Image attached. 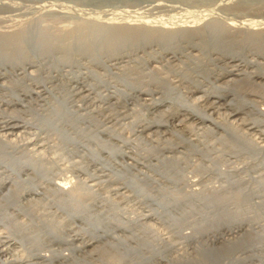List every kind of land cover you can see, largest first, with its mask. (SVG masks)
<instances>
[{
	"label": "rangeland",
	"instance_id": "1",
	"mask_svg": "<svg viewBox=\"0 0 264 264\" xmlns=\"http://www.w3.org/2000/svg\"><path fill=\"white\" fill-rule=\"evenodd\" d=\"M9 1L0 5V39L7 36L8 44L2 40L5 50L18 49L19 54L9 51L17 63L28 57L35 63L31 74L0 79L13 85L12 93L0 90L2 100H12L14 93L22 100L0 105V117L12 120L16 115L27 123L1 143L0 235L9 234L14 245L0 236V264H22L19 260L32 264H157L161 258L171 264H235L236 260L237 264H264V140L259 142L257 133H264V84L243 80L211 84L213 75L224 67L210 62L207 51L152 63L165 43L147 49L141 46L144 39L137 37V28L122 29L119 38L104 28L136 26V11L130 7L102 12L100 6L91 7L86 1ZM237 6L234 15L248 10ZM179 7L146 11L139 18H157L167 31L183 28L180 33L171 31L175 40L170 46L178 48L195 28L203 34L201 24L218 17L215 13L209 14L213 18L204 16L197 8L186 10L182 4ZM260 7L264 14V4ZM246 12L255 20H264L257 10ZM34 26L41 31L38 52L25 38ZM225 27L229 33L236 30ZM262 27L254 24L250 31L261 33ZM242 36L239 32L238 39ZM193 42L203 46L199 39ZM259 46L253 47L264 50V42ZM119 56L123 60L116 67L106 66ZM262 56L248 57L257 64L247 71L264 69ZM78 75L94 87L87 100L73 88L71 81ZM134 87L149 88L155 95L136 98ZM195 88L201 91L192 95ZM213 94L228 95L238 115L229 116L231 109L210 110L204 99ZM190 107L204 121L170 118L176 108ZM18 120L14 122L21 124ZM146 123L165 126L140 133ZM11 184L25 191L13 198L5 195ZM216 196L223 198L227 214L251 224L245 232L225 237L232 241L229 250L205 236L215 235L218 223L231 225L230 220L219 221L222 212L209 202ZM74 236L78 239L72 241ZM80 238L92 244L81 248Z\"/></svg>",
	"mask_w": 264,
	"mask_h": 264
},
{
	"label": "bare ground",
	"instance_id": "2",
	"mask_svg": "<svg viewBox=\"0 0 264 264\" xmlns=\"http://www.w3.org/2000/svg\"><path fill=\"white\" fill-rule=\"evenodd\" d=\"M76 1H86L91 7H96V6H100L102 8V12L105 11V10H112L111 12H114V9L115 7H130L132 9H135L136 11V23L134 25L136 26H131V25H125V26H119V25H113V24H109L110 26H104V28H110V30H108V34L112 32H115L117 34V37L118 35H123V32L122 29H126L127 28L129 29L127 32H130V30H133V29H136L137 28V37L140 36V38L144 39L143 40V43L141 44V46L144 48L146 47L147 49L149 47H152V46H156L155 44L159 43V42H162V43H165L166 46L164 48L163 51H160L159 50V54L158 56L154 57L153 60L151 59V62L154 63V62H159V61H162L163 60H176L178 58H181L183 56H189L192 54L193 51H207V53L209 54V61L210 62H214V63H218V64H221L224 68L223 70L220 72V73H215L213 75L214 77V81H212L211 84L214 85V83H218L220 86L221 84H227L229 82H233V81H240V80H243L247 83H251V84H255V83H259L261 82V84L263 83L264 84V69H262L261 67V70L260 71H254V72H249L247 71V69L249 67H251L252 65H256L257 62H254L252 60H249L248 57H252V56H262V58H264V52H261L259 50H257L255 47L257 46H261L262 45V42H264V34H261V33H264V29L263 31L260 32H256V31H250V28L252 27L253 29V25L254 24H257V26L259 28H263L262 26H264V20L263 19H258L256 16V20L255 18L253 19L249 14L248 12L246 11H249L251 12L252 9L253 10H257L259 12V14L262 12L263 13V8L260 7L261 4H264V0H76ZM8 2L10 3V1L8 0ZM4 3H6V0H0V5H4ZM184 5L185 6V9L186 7L188 8H191L195 10V8H197V10L201 13H204L203 15H209L210 13H215V15L217 14V16L219 17L220 16V20L218 19V17L214 19H211L209 20L208 18V21L206 23H203V25L201 24V27L202 28V33H200V28L197 29L195 28L194 30L196 31L195 33H190L188 34L187 37H185L184 39V44L180 45L178 48L176 47H173V46H170V44L174 43V38H171V31L172 30H176L177 33H180L183 31V28H174V29H168L167 30H164L165 26H164V23L163 22H160V21H157V18L155 20H149V19H142V18H139V16H141V13H146V11H149V12H153L155 10H161V9H165V10H179L181 9L179 7V5ZM239 4V5H238ZM257 4H260L257 6ZM115 5H120V6H115ZM245 6L246 8H248V10H245V12H242L240 11L238 14L234 15L235 11H234V7L236 6ZM5 6V5H4ZM237 6V7H238ZM114 7V8H112ZM32 8V7H31ZM112 8V9H110ZM42 9V8H41ZM183 9V7H182ZM259 9V10H258ZM84 10V9H83ZM184 10V9H183ZM187 10V9H186ZM189 10V9H188ZM195 10V11H197ZM251 10V11H250ZM90 11V10H88ZM98 11V10H97ZM233 11V12H232ZM186 12V11H185ZM190 12V11H188ZM219 12L221 14H223L224 16H221L219 14ZM256 12V11H255ZM160 13V12H159ZM158 13V14H159ZM198 13V12H197ZM234 13V14H233ZM236 13H237V10H236ZM261 13V16L263 18V15ZM140 14V15H139ZM252 14V12H251ZM257 14V13H255ZM109 15V14H108ZM151 15V14H150ZM155 16V14H152ZM202 15V16H203ZM213 16V14H211ZM209 15V16H211ZM231 16H236L235 18H232L230 17ZM258 15V14H257ZM2 16V15H1ZM149 16V15H148ZM187 16V15H186ZM208 16V17H209ZM211 16V17H212ZM260 15H258L259 17ZM104 17V16H103ZM214 17V16H213ZM212 17V18H213ZM210 18V17H209ZM107 19V18H106ZM105 19V21H106ZM205 19V20H206ZM249 23H246V24H242L244 22V20H250ZM258 19V20H257ZM108 20V19H107ZM159 20V19H158ZM204 20V18H202V21ZM34 21V20H33ZM129 21V20H128ZM237 24H240V25H237ZM30 23V22H29ZM33 24V23H32ZM101 24V23H100ZM251 24H253L251 26ZM107 25V24H106ZM225 25H230L232 27H235L236 30H234V32H230L226 29ZM100 25H96V27H98ZM95 27V28H96ZM112 27V28H111ZM177 27V26H176ZM200 27V26H199ZM240 28H245L246 30H240ZM251 29V30H252ZM258 29V28H257ZM97 30V29H96ZM262 30V29H261ZM22 31V30H21ZM135 31V30H134ZM197 31L199 34H197ZM40 29L38 26H34L33 28H29V31L27 30L26 32V37L27 38L26 40H29L27 43L30 42L33 50L35 52H38V49L40 47ZM106 32V33H107ZM235 32L237 34H235ZM241 32L243 34V36L241 37V39L239 38L238 39V33ZM3 33V32H2ZM1 33V34H2ZM5 33V32H4ZM122 33V34H121ZM7 34V33H6ZM21 35V33H19ZM94 34V33H93ZM4 35V34H3ZM15 35V34H14ZM25 35V34H23ZM43 35V34H42ZM2 36V35H1ZM6 36V35H5ZM11 36V34H10ZM8 36V37H10ZM13 36V35H12ZM11 36V37H12ZM98 36V35H97ZM107 36V35H106ZM113 36V34H112ZM3 37V36H2ZM1 37V38H2ZM126 37V36H125ZM240 37V36H239ZM263 37V38H262ZM16 38V37H15ZM18 38H19V35H18ZM16 38V39H18ZM21 38V36H20ZM92 38V37H91ZM119 38V37H118ZM139 38V39H140ZM7 39V36L6 38L4 39H0L1 42L2 40H4L3 42H5ZM42 39V38H41ZM149 41H148V40ZM196 39H199L200 41H203V46L202 44L200 45L199 43H195L193 42V40L196 41ZM11 38H10V41L8 39L9 42H11ZM21 40V39H20ZM93 40L96 42L97 38L93 37ZM14 41V39H13ZM19 41V40H17ZM98 41V40H97ZM262 41V42H261ZM2 42V43H3ZM18 43V42H17ZM204 43H205V46H204ZM1 44V43H0ZM5 44H8L5 42ZM94 44V43H93ZM161 44V43H160ZM10 45V44H9ZM18 45V44H17ZM16 45V46H17ZM21 45V44H20ZM95 45V44H94ZM158 45V44H157ZM168 45V46H167ZM174 45V44H173ZM207 45V46H206ZM255 45V47H253ZM7 46V45H6ZM6 46H4V43L0 45V79H10L12 78V76H16V75H19V74H23V75H26V74H31V68L34 66V63L35 61L32 60V59H28L26 58V61L23 60L21 63H17L16 60V57L13 55L14 53L16 54H19V51L17 48H15L14 52L12 51V48H10L9 50L5 48H7ZM259 46V47H260ZM15 47V45H14ZM18 47V46H17ZM138 48H140L139 46H136ZM142 47H141V50H142ZM258 47V49H259ZM135 48V47H134ZM176 48V49H175ZM206 48V50L204 49ZM262 48V47H261ZM21 49V48H19ZM42 49V47H41ZM153 49V48H152ZM8 50V51H7ZM139 50V49H138ZM145 50V49H144ZM151 50V49H150ZM9 51H12V55L11 53H9ZM21 51V50H20ZM140 51V50H139ZM209 51V52H208ZM264 51V50H263ZM34 52V53H35ZM143 52V50H142ZM40 53V52H39ZM146 53V52H144ZM41 54V53H40ZM116 56V55H115ZM15 57V58H14ZM149 57V56H148ZM33 58V57H32ZM19 59V58H18ZM21 60V59H19ZM123 60V57L119 56V57H112L111 60H109V64L106 66L108 67H116L114 65L122 62ZM150 60V59H149ZM18 61V60H17ZM20 62V61H18ZM62 63V62H61ZM64 65V64H63ZM79 65V64H78ZM77 65V66H78ZM60 67V66H59ZM61 67H62V64H61ZM64 67V66H63ZM263 67V65H262ZM86 68V67H85ZM153 68V67H152ZM62 69V68H61ZM80 69V68H79ZM157 69V68H156ZM155 69V70H156ZM253 70V69H252ZM258 70V69H257ZM63 71V70H62ZM90 71V70H89ZM66 72V71H65ZM80 74V72H78ZM82 74H85V73H82ZM91 74V73H90ZM18 77V76H17ZM85 76H82V75H78L74 80H72V84H73V88L76 90L75 93L78 95V96H82L83 100H87L89 99L90 97V92H92L91 90L94 89L93 86L89 85V84H86L85 83ZM245 79V80H244ZM154 81V80H153ZM123 82V81H122ZM171 82V81H170ZM174 82V81H173ZM208 82V81H207ZM211 82V81H210ZM4 82L0 81V90H7L9 93H12V90H13V85H9L8 84H3ZM17 84V83H16ZM237 84V82H236ZM262 84V85H263ZM110 85V84H109ZM235 85V84H234ZM242 85V84H241ZM111 86V85H110ZM114 86V85H113ZM43 89H46L45 88V85H42ZM133 87V86H132ZM131 87V89H132ZM200 87V86H199ZM216 87V86H215ZM218 87V85H217ZM216 87V88H217ZM24 88V87H23ZM38 88V87H37ZM135 88V87H134ZM227 88V86H226ZM17 89V88H16ZM222 89V88H221ZM225 89V88H223ZM234 89V88H233ZM233 89H231L233 91ZM5 90V91H6ZM19 90V89H18ZM29 91L31 89H28ZM133 90V89H132ZM220 90V89H219ZM226 90V89H225ZM32 91V90H31ZM201 90L198 88H195L194 90L190 91L192 92V95L193 94H198V92H200ZM228 91V90H227ZM17 92V91H16ZM37 95H39V92H41L40 90L38 91H34ZM133 92V91H132ZM237 92V91H236ZM14 93V92H13ZM209 93V92H208ZM219 93V92H218ZM235 93V92H234ZM240 93V92H239ZM242 93V91H241ZM258 93V92H257ZM25 94V93H24ZM28 94V93H27ZM12 95V94H11ZM14 97L12 96V100H2L0 98V105H13V103H19L20 101H22L17 94L14 93ZM153 95H155L154 92L150 91V89L148 88L147 89H143L142 87L141 88H135L134 89V97L136 98H141V97H152ZM203 95V94H202ZM198 97V96H197ZM202 97V96H201ZM205 97V96H204ZM228 95H216V94H213V95H208V97L206 96V98L204 99L205 102H208V107L210 110H214V109H223V110H227V109H231V105L229 104V100L227 99ZM81 98V99H82ZM242 98V97H241ZM144 99V98H142ZM147 99V98H145ZM200 99V98H199ZM264 99V98H263ZM166 100V99H164ZM243 101V100H242ZM170 102V101H169ZM174 102V101H173ZM245 102V101H244ZM248 102V101H247ZM258 102V101H257ZM156 103V102H155ZM175 103V102H174ZM237 103V102H236ZM176 104V103H175ZM244 104V103H243ZM246 104V103H245ZM163 105V104H162ZM165 105V104H164ZM174 105V104H173ZM177 105V104H176ZM180 105V104H179ZM251 105V104H250ZM150 106H155V104L151 105ZM157 106V105H156ZM155 106V107H156ZM175 106V105H174ZM185 106V105H184ZM239 106V105H238ZM238 106H236L237 108H239ZM241 106V105H240ZM177 107V106H175ZM255 107V105H254ZM187 108V107H186ZM178 109L176 108L172 115L170 116V118L172 120H177L179 122H181L179 119V117L183 116V120H185L184 118H191V119H196V120H201V121H204L202 117H199V115H197L196 111L194 112L191 109ZM3 109V108H2ZM241 110V109H240ZM238 110L237 109H231V113L229 114V116H235V115H238ZM203 115V114H202ZM205 115V114H204ZM10 116V115H9ZM257 117V116H256ZM10 118V117H9ZM13 118V117H11ZM18 118V117H17ZM169 118V119H170ZM5 119L4 117H0V152L2 151L1 148H2V145L1 143L4 142V138H7L6 136H9V135H14V132L16 133L17 131H19L21 128H24V124H27L26 122L22 121V120H18L16 119V115H15V118H13L12 120L11 119H8L7 120H3ZM20 119V118H19ZM15 120H18L19 122H21V124H18L17 122H14ZM182 120V121H183ZM188 120V119H187ZM214 120V119H213ZM176 121V122H177ZM170 122V120H169ZM171 123V122H170ZM175 123V122H174ZM162 124V123H161ZM167 124V123H166ZM169 124V123H168ZM216 124V123H215ZM165 126L164 123L163 125H152L150 123H146L144 125H142L139 129V132L142 133V132H145V133H148V132H151L153 129H156V128H159V127H163ZM256 126V125H255ZM167 127V126H166ZM253 127H249L248 129H251ZM138 130V129H137ZM257 130V129H256ZM258 133V137L260 136V139H259V142L262 143V141L264 140V133L262 132H259L257 131ZM27 141V140H26ZM9 142V141H8ZM21 142V141H20ZM5 143V142H4ZM249 144V143H248ZM247 144V146H248ZM246 145V144H245ZM264 145V143H263ZM9 146V145H8ZM252 146V145H251ZM253 147V146H252ZM252 147H249L251 148L252 150H254ZM256 148V147H255ZM258 148H261L258 147ZM262 149V148H261ZM4 151V150H3ZM19 151V150H18ZM27 153V152H26ZM246 153V152H245ZM96 154V153H95ZM127 154V153H126ZM122 155L126 156L125 153H122ZM128 156V154H127ZM3 157L0 156V159L1 161L4 159H2ZM132 158V157H131ZM20 160V159H19ZM2 163V162H1ZM30 163V161H29ZM5 164V163H4ZM28 164V163H27ZM29 165V164H28ZM31 165V164H30ZM29 165V166H30ZM33 165V164H32ZM35 165V164H34ZM1 166V165H0ZM14 166V165H13ZM20 166V165H19ZM23 167V166H22ZM21 167V168H22ZM33 168L35 166H32ZM5 168L7 169L6 167V164H5ZM19 169V168H18ZM40 169V168H39ZM12 170V169H11ZM8 172L9 169H7ZM19 171H22V170H19ZM26 171V170H25ZM38 171V170H37ZM13 172L15 173V177H18V170L15 169V171L13 170ZM45 172V171H43ZM2 173V172H1ZM11 173V172H10ZM13 173V174H14ZM9 174V173H7ZM38 174V173H37ZM46 174V173H45ZM11 175V174H10ZM43 175V174H42ZM8 178H9V175H6ZM39 176V175H38ZM26 177V176H25ZM43 177V176H42ZM6 178V177H5ZM12 178V177H11ZM1 179V178H0ZM4 179H1L0 180V188L4 185L2 183ZM8 181V179H6ZM10 180V179H9ZM23 180V179H22ZM49 180V179H48ZM17 182V181H16ZM11 183V181H10ZM65 184V183H64ZM58 185H60V182L58 183ZM56 186V185H55ZM65 186V185H63ZM14 186H12V184L9 186V188H7V192L5 193V195H8L10 197H18L20 195V193L24 192L25 190H20V189H13ZM16 187V185H15ZM58 187V186H57ZM60 187V186H59ZM65 188V187H64ZM10 191V193L8 192ZM56 192V191H54ZM61 192V191H59ZM64 192V191H63ZM34 193V192H33ZM36 193V192H35ZM32 194V193H31ZM65 194H67L65 192ZM58 195V194H57ZM68 196V195H67ZM69 197V196H68ZM21 198V197H20ZM4 199V198H3ZM16 199V198H15ZM19 199V198H17ZM74 200H77L73 197ZM5 200V199H4ZM8 200V199H7ZM210 201L209 202H213L217 207H218V210L220 209V220L219 221H225L226 220H230L229 223L231 225H225V222H221V223H218V229H217V232H215V235H211L209 236L208 234H206L205 236L210 239L212 242H216V241H219L220 243H222L224 245V249H228L231 247L230 243L225 237L226 236H231L233 235V233H236L237 231H244L245 232V227L247 228H250V223L248 221H246L245 223H243L242 221H239L238 219H235L236 215H233L235 216L233 218L232 215H229L227 214V212L224 211V205H222V202H223V198L222 197H214L213 199H209ZM20 201V200H19ZM30 202V201H29ZM33 202V201H32ZM76 203V202H75ZM226 208V207H225ZM217 210V209H216ZM255 221V220H254ZM0 222H2V219H0ZM89 225V224H88ZM257 225V224H256ZM253 226V225H252ZM259 226V225H258ZM91 227V225H90ZM92 228V227H91ZM254 229V228H253ZM96 228L92 229L93 233L95 232ZM250 230V229H249ZM8 231V229H7ZM252 231V230H251ZM10 233V232H9ZM237 234V233H236ZM246 234V233H245ZM1 236V235H0ZM95 236V235H94ZM2 237V236H1ZM7 238L6 240H4V242H8L9 245L14 243V239L12 237H10L9 234L7 235H3L2 238ZM261 237V236H259ZM263 238V237H261ZM261 238L259 239V242L261 241ZM75 239H78V237L76 238V236H74V239H72V241H74ZM81 239V238H80ZM194 239V238H193ZM264 239V238H263ZM262 239V240H263ZM82 241L80 242V244L82 246H80L81 248H84L85 246H89L92 244V241H85L84 239H81ZM248 240V239H247ZM246 240V241H247ZM21 241V240H20ZM241 241V240H240ZM250 241V240H249ZM248 241V242H249ZM264 241V240H263ZM262 241V242H263ZM17 242H19V240H17ZM196 242V241H195ZM198 242V241H197ZM196 242V243H197ZM200 242V241H199ZM198 242V243H199ZM235 241H233L234 243ZM247 242V243H248ZM197 243V244H198ZM252 243V242H250ZM20 244V243H19ZM236 244V242H235ZM246 244V243H245ZM249 244V243H248ZM253 244V245H252ZM252 244H249L250 247L252 245L255 246L254 244L255 243H252ZM257 244V243H256ZM259 244V243H258ZM14 245V244H12ZM17 245V244H16ZM201 245V243H200ZM222 245V247H223ZM248 245V246H249ZM20 246V245H19ZM22 246V245H21ZM232 246H234L232 244ZM240 246V245H239ZM246 246V245H244ZM261 246V244H260ZM206 247V244L203 242V245H202V248ZM256 247V246H255ZM258 247V246H257ZM256 247V248H257ZM7 249V246L5 247ZM78 248V247H77ZM94 248V247H93ZM197 248V247H196ZM201 248V250H202ZM9 249V248H8ZM223 249V250H224ZM241 249V247L239 248ZM246 249V248H244ZM243 249V250H244ZM248 249V248H247ZM251 250H253V248H250ZM249 249V250H250ZM54 250V249H53ZM84 250V249H83ZM94 250V249H93ZM205 250V249H204ZM232 250V249H231ZM235 250V248H234ZM89 251V250H88ZM197 252H198V249H197ZM230 252V251H228ZM242 252V251H241ZM99 253V252H98ZM200 253V252H199ZM198 253V254H199ZM245 253V252H244ZM253 253V251H252ZM45 255V254H44ZM47 255V254H46ZM58 255V254H57ZM65 255V254H63ZM61 255V257L63 256ZM59 256V255H58ZM98 256V255H97ZM101 256V255H100ZM254 255L252 254L251 257H253ZM47 257V256H46ZM60 257V258H61ZM65 257V256H64ZM186 257V256H185ZM251 257H248L247 259L250 258L251 260ZM56 258V257H55ZM203 258V257H202ZM46 259V258H45ZM264 260V258L262 259V261ZM169 261V259H168ZM167 260H164V259H157L155 262L157 264H161V263H167L168 262ZM172 261V260H170ZM237 261L236 260L234 263L237 264ZM260 261V260H259ZM231 262V261H229ZM233 262V260H232ZM231 262V263H232ZM252 263V261H250ZM18 263H22V264H32L31 262H28L27 260H19ZM169 263V262H168ZM173 263V262H172ZM247 262H244L243 264H246ZM264 263V262H263ZM171 264V263H169ZM176 264V263H175ZM254 264V263H253Z\"/></svg>",
	"mask_w": 264,
	"mask_h": 264
}]
</instances>
